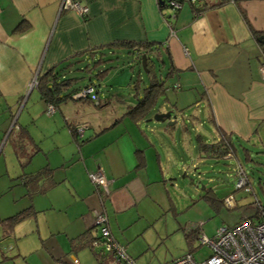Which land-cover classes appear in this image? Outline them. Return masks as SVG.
<instances>
[{"label": "crops", "instance_id": "crops-1", "mask_svg": "<svg viewBox=\"0 0 264 264\" xmlns=\"http://www.w3.org/2000/svg\"><path fill=\"white\" fill-rule=\"evenodd\" d=\"M77 1L87 6L86 16L61 11V0H0V142L12 145L21 168L14 179L28 203L17 212L29 207L36 210L35 195L47 198L45 211L64 212L62 222L50 232L56 240L52 239L49 253L65 262L75 256L69 254L72 239L89 230L93 237L99 235L94 212L106 215L111 236L123 245L129 242L133 225L138 224L140 230L149 226V209L154 212L163 206L156 190L165 180L157 143L148 135L152 127L141 125L148 123L151 114L171 110L177 117V111L179 115L180 110L193 107L212 128L209 142L196 135L208 144L215 143L220 133L248 142L264 129V76L260 73L264 44L257 41L264 35V0L236 4L196 0L205 5L199 14L187 3L176 12L167 0ZM252 31L259 34L254 36ZM144 42L163 47L174 70L165 82L169 87L163 95L166 105L144 120L134 122L124 116L130 100L113 96L100 97L101 102H108L103 108L88 100L69 99L47 115L35 87L29 91L36 72L78 60L73 68L80 70L91 63L85 53L94 50L95 58L118 59L123 53L133 62L136 52L129 53L120 45ZM89 75L86 80L81 75L83 83L78 79L77 84L85 86ZM144 86L142 82L140 88ZM170 88L175 98L168 95ZM37 123L38 134L28 130L29 124ZM80 124L87 127L75 140L69 126ZM199 155L215 159L210 152ZM149 156L158 161L154 172L148 170ZM45 167L51 177L40 180L38 189L28 193L19 176ZM96 171L107 180L108 195L100 194L90 182L88 175ZM94 247L103 251L101 245Z\"/></svg>", "mask_w": 264, "mask_h": 264}, {"label": "rangeland", "instance_id": "rangeland-1", "mask_svg": "<svg viewBox=\"0 0 264 264\" xmlns=\"http://www.w3.org/2000/svg\"><path fill=\"white\" fill-rule=\"evenodd\" d=\"M163 60L167 64L166 58L163 57ZM106 66L109 70L105 77L100 80L92 77L95 90L102 98L120 95L132 101L130 94L135 76L140 75L143 84H147L142 66L132 62L127 54H119L118 59L109 61ZM82 67L67 73V76L83 75L86 80L87 75L81 71ZM79 83H83V80L80 79ZM174 94L173 90L168 92L171 98L176 97ZM164 100V96H160L150 114L164 107ZM31 105L30 109L33 110ZM193 110V107L184 108L179 115L177 111L173 125H167V121L141 123L143 127H152L148 135L151 141L157 143L165 180L163 184L156 185L163 204L161 209L154 212L149 209V226L147 224L144 230H140L138 224L133 225L129 242L123 241L126 254L133 264H165L187 253L192 254L196 261H201L209 256V248L199 246L197 239H193L191 244L187 243L184 239L186 232L200 225V234L213 238L221 227L232 226L241 217L253 216L257 202L264 207V129L248 142L234 138L235 157L208 159L199 155L203 154L198 152L195 136L199 134L204 141H210L212 128L203 113L198 114ZM197 117L201 123L194 122ZM28 130L38 134L40 123L29 124ZM243 150H247V158ZM149 161L148 170H158L157 159L149 156ZM237 163L249 180L248 191L245 188L235 190L233 174ZM20 170L12 145L9 141L0 142V221L28 205L22 198L23 188L14 179ZM229 196L233 198L231 206L220 202L212 204L209 200L217 198L221 201ZM34 197L38 203L33 206L39 212L34 210L33 215L16 224L8 233L0 225V264H64L65 261L57 260L59 256L53 258L49 253L52 239L56 240L50 232L59 221L62 222L64 212L45 211L49 206L47 198L41 195ZM70 209L69 216L72 217ZM138 232L142 234L136 237ZM115 234L118 236L119 232L115 230ZM95 250L101 251V248ZM74 257L79 264H102L88 248L79 250ZM101 261L103 264H118L107 253Z\"/></svg>", "mask_w": 264, "mask_h": 264}, {"label": "trees", "instance_id": "trees-1", "mask_svg": "<svg viewBox=\"0 0 264 264\" xmlns=\"http://www.w3.org/2000/svg\"><path fill=\"white\" fill-rule=\"evenodd\" d=\"M180 5H183V3H187V5L190 7V9L195 13L199 14L204 8L205 5L201 4L200 2H197L196 0H176ZM240 0H232L235 4L239 2ZM167 3L169 0L166 1ZM179 9H175L177 12ZM238 10L241 14V17L244 19L245 22L246 16L242 9L238 6ZM248 24V22H247ZM252 34L254 36H257L259 33L252 31ZM129 53L136 52L135 60L133 61L137 65H141V57L145 55L146 57V68L147 71H144V74L146 76L147 85L144 87H141V84L143 80L140 78V75L135 76V80L133 81V96L131 103L128 104L125 108L124 116L129 118L130 120L137 122L140 120H144L148 117L151 110L155 107L156 102L160 96L164 95V92L169 87L165 85V82L169 79V77L172 75L173 65L171 64L168 53H166V50L163 47L152 45L150 43L144 42V43H137V44H130V43H123V45ZM106 50H110L109 47H106ZM97 51H90L89 53H85L86 56H89V60H91V63L86 64L85 67L82 68L81 71H85L87 75H89V82L85 86H92L93 88V96L95 100L91 99L89 96L86 98H78L74 99V95L78 93L79 90H81L85 86L78 85V79L83 78L76 77V76H67V73H70L71 71L78 70V68H73L74 65L79 61L70 63H60L59 65H55L51 67L50 69L37 74L36 78V85L34 86L37 90L40 100L46 104V106H51L55 109H58L59 106L66 102L67 100H88L95 104L98 108L105 107L108 102H101V96L98 94V90H95V85L90 82L92 80V77H94L96 80L102 79V77H105L107 74V66L104 67V69L99 70L98 68L101 66V64H106L109 61H114L117 58L111 57L110 55L105 57H96ZM107 53V52H106ZM105 53V55H106ZM84 55V54H83ZM85 56V57H86ZM163 57L166 58L167 64L163 60ZM84 61V59H83ZM157 62L159 65H157ZM163 71V73H162ZM63 90H66L67 92L63 93ZM110 96H106L107 99ZM113 97H122L120 95L116 96L113 95ZM106 99V100H107ZM181 112V110H180ZM71 130L72 138L76 139L75 133H74V127L69 126ZM197 141V147L198 151L201 153H213V157L215 159H225V156L228 153H231L233 157L236 156V150L234 146V141L229 135H225L223 133H220L219 139L215 143H205L200 138V136H196ZM245 153V157H248L247 150H243ZM22 166V165H21ZM246 175V174H245ZM51 177L50 169L45 167L41 170L37 171L34 174H22L19 176V180L26 185L28 193L35 192L38 188L37 185L40 180L48 179ZM249 180L246 175V187L249 185ZM245 187V188H246ZM41 191V189L39 190ZM209 192V190H208ZM206 197V195H205ZM209 197V196H208ZM212 204L216 202L224 203V199L221 201H218L217 198H209ZM262 213H264V207L257 202L255 205V213L253 217L257 218ZM34 214V210L29 207L25 210H22L20 212H17L5 219H2L0 221V225H2L6 232H9L12 230V228L20 223L22 220L26 219L27 217ZM239 221V220H238ZM94 229L97 231L96 227L94 226ZM200 225H198L197 228L189 230L184 234V239L187 243L191 244L193 239H197L200 235L199 232ZM93 233L89 230L84 233H82L78 238L72 239L69 244V254H74L83 249L88 248L95 256L97 260L101 262V260L104 257V253L106 255L107 252L104 250L101 252L94 251V246L101 245L102 241L100 236L93 237ZM102 247V246H101ZM103 249V247H102ZM108 256L111 257L112 260H114L113 256L110 253H107ZM115 262V260H114ZM102 263V262H101ZM121 264V263H118Z\"/></svg>", "mask_w": 264, "mask_h": 264}, {"label": "built area", "instance_id": "built-area-1", "mask_svg": "<svg viewBox=\"0 0 264 264\" xmlns=\"http://www.w3.org/2000/svg\"><path fill=\"white\" fill-rule=\"evenodd\" d=\"M168 5L174 10L181 7L176 0H169ZM60 10L73 11L82 17L88 13L87 6L82 5L77 0H61ZM260 73L264 76V64L260 66ZM37 74L38 72L31 80L29 89L36 85ZM176 87L174 86V88ZM88 96L95 100L92 86L83 87L73 98H86ZM45 111L49 115L54 112V108L46 106ZM86 127V124L74 127L75 136L81 138ZM232 157L233 155L228 153L225 159ZM88 177L100 194L108 195V182L100 171L90 173ZM233 177L235 178V190L246 187V175L239 163L234 167ZM245 189L248 191L247 187ZM223 202L227 206H231L233 205V198L231 196L225 197ZM94 226L101 238L103 250L110 253L116 263L133 264L131 258L126 254L125 247L116 242L111 236L108 219L103 212H94ZM197 241L199 246L206 245L209 248L210 254L207 258L196 261L192 254L187 253L165 264H264V213L257 218L253 216L241 217L236 224L218 229L213 238L200 234ZM63 263L78 264V260L76 257L71 256L69 261Z\"/></svg>", "mask_w": 264, "mask_h": 264}, {"label": "water", "instance_id": "water-1", "mask_svg": "<svg viewBox=\"0 0 264 264\" xmlns=\"http://www.w3.org/2000/svg\"><path fill=\"white\" fill-rule=\"evenodd\" d=\"M258 43L264 44V35H261L257 38ZM141 66L144 71H147L146 68V57L143 55L141 57ZM32 89V88H31ZM29 89V91L31 90ZM155 121V122H165L167 121V125H173L176 123V116L173 115L171 110L165 112H158L153 114V116L146 120V122Z\"/></svg>", "mask_w": 264, "mask_h": 264}, {"label": "clouds", "instance_id": "clouds-1", "mask_svg": "<svg viewBox=\"0 0 264 264\" xmlns=\"http://www.w3.org/2000/svg\"><path fill=\"white\" fill-rule=\"evenodd\" d=\"M39 73V72H38Z\"/></svg>", "mask_w": 264, "mask_h": 264}]
</instances>
